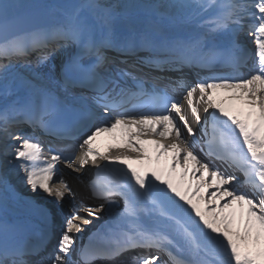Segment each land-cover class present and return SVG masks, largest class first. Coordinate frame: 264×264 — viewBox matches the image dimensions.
<instances>
[{
    "label": "snow or ice",
    "instance_id": "obj_1",
    "mask_svg": "<svg viewBox=\"0 0 264 264\" xmlns=\"http://www.w3.org/2000/svg\"><path fill=\"white\" fill-rule=\"evenodd\" d=\"M90 163L94 206L60 167ZM0 264H264V0H0Z\"/></svg>",
    "mask_w": 264,
    "mask_h": 264
},
{
    "label": "bare ground",
    "instance_id": "obj_2",
    "mask_svg": "<svg viewBox=\"0 0 264 264\" xmlns=\"http://www.w3.org/2000/svg\"><path fill=\"white\" fill-rule=\"evenodd\" d=\"M197 99V97H196ZM195 99V100H196ZM217 100L218 102H221L223 100H225V97L221 94V91H218L217 92ZM197 107L200 109V113H203V109H204V104L201 103L199 101V99H197ZM114 136H122V134L118 131L117 133H104L102 134L101 136L98 137L97 139V145H98V148L97 150L101 153H109L110 151H113V152H129L131 153V150L130 149H127L125 147V143H124V140L121 139L119 141L117 140H114L113 137ZM144 147L148 150V153L152 156L153 158V165L155 164V155H156V149H155V145L150 143V142H147V141H144ZM132 155H135V153H131ZM163 162L164 163H168V161H170V154L168 157H164L162 158ZM130 163L133 164V166H136L137 164L139 165L138 161H135V160H132V161H129ZM91 163L85 167V169H83L82 171L80 172H76L72 169H69L67 168L66 166H63V176L64 178L67 180V182L71 185L73 191L76 192V203H84V204H87V205H90V206H94L95 204H98L99 202L98 201H94L95 203L93 202H86V199H87V196L85 195V193H81V189L78 187V189L76 188L75 189V181L79 182V184L81 185V178L84 177V176H89L90 175V172H91ZM221 167H223L221 165ZM78 176V177H77ZM81 177V178H79ZM56 179L57 178H54V181L53 183L56 182ZM74 187V188H73ZM18 189L19 191L21 192V194H23L24 196H29V197H32V199H36L38 202H49V203H52V208L60 214L62 208H57L56 205L54 204V197H44V196H35L34 194H32L31 192L28 191V189L26 187H24L23 185H18ZM44 199V200H43ZM81 199V200H79ZM71 203H73V201L71 200V198L68 196V194L66 193L65 194V198L62 202V207H67V205H71ZM68 205V206H69ZM13 208V210L17 211V212H25L27 213V217L26 219H30L32 223H35L36 222V215L34 213V209H30L28 205L26 204H12L10 203L9 204V208ZM81 215L85 216L86 218L88 219H91L92 220V224L90 225H82L83 227V232L80 235V237H82V235H86L88 233H91V231L93 229H95L99 224L100 222L106 217L104 213H97V215H99L100 219H95L91 216H88L87 213H84V212H81ZM77 223H79V221H77ZM103 227H100V229H102ZM73 235H76V234H73ZM78 241V240H77ZM131 255V254H129Z\"/></svg>",
    "mask_w": 264,
    "mask_h": 264
},
{
    "label": "rangeland",
    "instance_id": "obj_3",
    "mask_svg": "<svg viewBox=\"0 0 264 264\" xmlns=\"http://www.w3.org/2000/svg\"><path fill=\"white\" fill-rule=\"evenodd\" d=\"M153 166H155V165H153Z\"/></svg>",
    "mask_w": 264,
    "mask_h": 264
}]
</instances>
